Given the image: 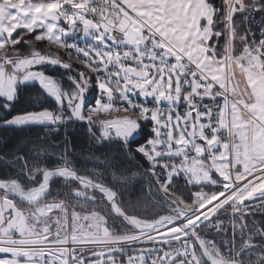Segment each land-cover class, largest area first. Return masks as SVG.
Listing matches in <instances>:
<instances>
[{"label":"snow or ice","instance_id":"6c2138e0","mask_svg":"<svg viewBox=\"0 0 264 264\" xmlns=\"http://www.w3.org/2000/svg\"><path fill=\"white\" fill-rule=\"evenodd\" d=\"M0 131V264H264V0H0Z\"/></svg>","mask_w":264,"mask_h":264},{"label":"trees","instance_id":"16d2710c","mask_svg":"<svg viewBox=\"0 0 264 264\" xmlns=\"http://www.w3.org/2000/svg\"><path fill=\"white\" fill-rule=\"evenodd\" d=\"M67 59V57H65ZM50 74L52 73V69L47 70ZM35 131V130H34ZM3 133L0 131V136H2ZM72 143L75 145L73 151L75 153V157L73 159L74 165L82 170L90 171L95 167V164L93 160L89 159L90 155V147L89 143L87 141V138L84 137L80 131L73 132L72 134ZM91 151H94V149H91ZM83 153V154H81ZM99 155V153H96ZM63 190V184L60 179H56L54 183H52L51 191L53 195H55L58 191ZM136 193L139 194V186L136 189ZM127 199H130L132 201H135L136 197L135 195H126Z\"/></svg>","mask_w":264,"mask_h":264},{"label":"rangeland","instance_id":"374dc122","mask_svg":"<svg viewBox=\"0 0 264 264\" xmlns=\"http://www.w3.org/2000/svg\"><path fill=\"white\" fill-rule=\"evenodd\" d=\"M81 43H82V41H81ZM51 69V68H50ZM50 74V73H49ZM93 97H92V95L90 94V96H89V99H92ZM57 179H59V178H57Z\"/></svg>","mask_w":264,"mask_h":264},{"label":"built area","instance_id":"2783aa9c","mask_svg":"<svg viewBox=\"0 0 264 264\" xmlns=\"http://www.w3.org/2000/svg\"><path fill=\"white\" fill-rule=\"evenodd\" d=\"M68 58V57H67Z\"/></svg>","mask_w":264,"mask_h":264}]
</instances>
